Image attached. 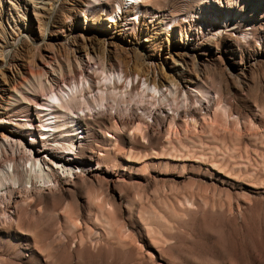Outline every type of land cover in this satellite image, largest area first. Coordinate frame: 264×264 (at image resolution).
I'll list each match as a JSON object with an SVG mask.
<instances>
[{
  "label": "rangeland",
  "instance_id": "obj_1",
  "mask_svg": "<svg viewBox=\"0 0 264 264\" xmlns=\"http://www.w3.org/2000/svg\"><path fill=\"white\" fill-rule=\"evenodd\" d=\"M14 1H0L3 13L11 12L0 17V36L14 37L24 25L38 41L46 10L33 0ZM124 1L132 25L124 29L128 50L121 63L112 58L114 71L126 73L128 60H144L168 73L159 53L165 21H171L178 39L188 38L194 48L193 80L205 86L210 101L193 117L172 119V93L164 113L144 115L150 125L134 120L122 126L99 115L81 120L78 151L92 158V170L60 174L57 191L43 189L0 215V264H264V0H152L139 22ZM95 10L90 25L114 19L109 10ZM75 12L63 0L50 33L60 32L63 18L65 30H75L83 19ZM227 14L235 20L229 31L203 27L204 20L225 21ZM48 40L44 53L65 54ZM34 52L29 42L16 51L22 76L33 69ZM180 64L191 68L190 59ZM194 81L188 90L195 91ZM28 112L37 118L31 105Z\"/></svg>",
  "mask_w": 264,
  "mask_h": 264
},
{
  "label": "bare ground",
  "instance_id": "obj_2",
  "mask_svg": "<svg viewBox=\"0 0 264 264\" xmlns=\"http://www.w3.org/2000/svg\"><path fill=\"white\" fill-rule=\"evenodd\" d=\"M67 1L73 7V12L76 11L74 17L77 18L78 13H83V19H77L78 26L75 30L71 28L70 32H67L66 19L63 18L60 32L53 36L50 33L52 18L62 8L63 0H33L35 7L46 10L39 40L34 41L24 25L17 26L14 37L0 36L1 216L7 213V208L13 202L21 200L28 204L36 199L34 196L40 195L43 189L52 193L57 191L59 187L56 188L55 183L60 174L74 177L92 170V158L82 156L78 151V144L84 137L80 134L83 131H79L80 121L87 116L99 115L102 120L118 119L122 126H130L134 120L139 124L150 125L144 115L152 117L154 110L164 113L172 93L174 106L169 107L175 113L170 114L172 119L175 115L192 116L193 110H200L205 102L210 101L205 86L193 80L198 79L195 73L197 70L194 72L195 66L193 68L197 60L194 48L187 37L183 42L178 39L175 23L172 25L171 21H165V40L161 53L158 51L159 55H162V62L170 68L168 73L165 72L163 64L158 69H149L144 60H133L132 63L128 60L126 66L131 69L126 73L121 72L122 70L114 71L112 58L121 63L120 55L128 50L125 46L128 42L124 29L132 25V21L126 19L128 8H124L125 1ZM126 1L129 7L135 9L134 13L138 14L139 22L147 4L152 0ZM26 3L23 2V5ZM110 3L116 4V7L108 9ZM97 7L104 10V14L109 10L110 18L114 19L99 20L90 25L91 18H88V15L95 14ZM2 9L0 17L5 14L8 18L11 12L3 13ZM234 22L235 20L230 19L227 14L225 21L204 20L203 27L207 26L217 33L222 29L229 31L234 27ZM199 23H202V20ZM168 25L170 28H166ZM48 39H54L50 43L65 49V54L61 56L53 50L44 53L42 49L49 42ZM24 42H29L35 49L33 69L27 77L22 76V69L14 62L15 53ZM188 59L191 61L190 70L180 64ZM160 79L165 82L162 83ZM189 80L194 81L195 91L187 89ZM140 85L141 89L136 91ZM161 86L165 87L166 91H163ZM133 90L136 92L131 97ZM30 105L37 118L28 112ZM138 108L144 114L138 113ZM20 112H25L24 117H19ZM155 123L160 124L158 121ZM27 136H32V140ZM42 185H45V188H42ZM18 208L17 212L23 211L21 206ZM8 220L10 222L11 218ZM17 225L20 228V224Z\"/></svg>",
  "mask_w": 264,
  "mask_h": 264
}]
</instances>
